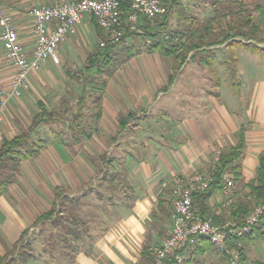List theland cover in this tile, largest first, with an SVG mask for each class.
Here are the masks:
<instances>
[{
    "label": "crops",
    "instance_id": "0c3cea01",
    "mask_svg": "<svg viewBox=\"0 0 264 264\" xmlns=\"http://www.w3.org/2000/svg\"><path fill=\"white\" fill-rule=\"evenodd\" d=\"M20 2H9L6 10L11 14L21 43L31 57L35 36L32 18L30 13L26 14L25 7L30 4L52 6L57 2ZM95 24V19L87 16L78 34L60 45L57 54L62 58L64 67L72 66V48L78 45L79 37L95 28ZM98 29L99 37L103 38L104 34ZM231 42L191 52L168 90L164 88L169 85L176 60L159 52L134 55L121 71H116V74L126 73L122 79L114 77L116 74L107 78L100 119L93 121L92 113L84 123V119L78 123L85 131L83 137L74 136L70 129L69 132L62 130L63 142L47 144L35 160L23 162L16 183L0 196V258L9 255L36 220L52 209L57 191L78 197L90 187L98 189L91 183L101 175V170H98V165L88 163L97 155H106L115 160L116 170H123L122 177L128 176L124 181L129 183L130 190L128 195L119 193L118 202L113 207L105 208L104 212L97 211L96 241L92 250L80 252L70 264H151V250L160 246L172 231L171 190L174 181L178 178L191 180L197 175L207 174L216 154L237 144L240 131L245 132L246 149L241 180L237 183L233 179L231 203L232 200L237 203L249 199L247 185L256 178L260 156L264 153V81L257 82L254 89L253 86L247 87L243 99L240 95V103L248 104L244 108L238 109V102L229 106L222 99L224 93L218 65L222 61L218 57L223 50L235 51L236 54V47H232ZM242 52L245 56L248 54L246 49L239 51L237 57L232 59L235 68L231 70L240 76L245 73V68L241 66ZM193 55L195 57L192 58ZM204 55L211 56L212 63L207 64ZM5 58L0 45V90H7L11 85ZM53 68L56 69L55 64L49 61L31 74L30 86L31 80L34 83L41 73L45 76ZM69 72L68 76L72 75ZM102 77L105 79V75ZM208 85L213 88L208 89ZM82 87L79 96L83 94ZM31 90L32 86L25 93L35 97ZM92 93H88L87 97ZM64 94H60L54 102V107H60V110ZM227 95L230 99L237 96L235 91H228ZM34 101H30L33 106ZM38 106L39 110L47 109L42 102ZM48 107L51 104L48 103ZM16 108L17 111L11 106L0 119V147L4 139H13L27 131L33 122L32 112L24 103ZM78 109L77 105V113ZM11 111L22 118L25 116L24 121L18 120L19 115L14 119ZM130 113L135 118L121 132V121ZM72 122L69 121L70 125ZM128 148H136L137 152ZM100 166L102 168V164ZM223 192L222 184V189L210 200V206L217 217L227 221L231 203L227 202ZM32 232L34 229H31ZM252 236L242 242V248L249 264H262L264 237ZM194 249L185 250L182 253L183 261L176 264H195ZM194 255L190 263L189 259L191 261ZM224 263L220 253L212 250H207L197 260V264Z\"/></svg>",
    "mask_w": 264,
    "mask_h": 264
},
{
    "label": "trees",
    "instance_id": "16d2710c",
    "mask_svg": "<svg viewBox=\"0 0 264 264\" xmlns=\"http://www.w3.org/2000/svg\"><path fill=\"white\" fill-rule=\"evenodd\" d=\"M177 3H179L178 0H174L173 4ZM122 11L124 14L123 19H125L130 12L129 0L123 1ZM168 14L169 12L167 15ZM167 15L165 17H167ZM246 22L249 24L252 22V19L249 17ZM166 25L167 22L163 21L155 30H151L149 25L147 27L142 26L145 36L151 37L153 39V44L149 46L146 51L139 52H159L165 57H173L176 60V66L174 67L173 74L170 76L169 85L166 86L164 90H168L170 85L175 81L178 72L185 64L188 55L191 52L197 51L200 48L223 45L226 42L231 41L228 39L229 37H227V39L225 38L218 42L204 44L205 39L202 38L204 34L200 32V35L199 31L191 32L189 37L180 31H176L175 33L180 34V38L179 42L175 43L173 36L170 40H167L161 33ZM152 31H156L157 34L151 35ZM209 31L210 30H206L205 33H209ZM131 36L136 37L140 36V34L128 31L118 45H120L125 38ZM185 37L189 39L188 42H191L190 48L188 46H186L187 48L182 47L186 45V42H183L185 41ZM231 39L236 40L237 37H231ZM104 42H107V39H104ZM179 44L181 47L178 46ZM244 45H250V43ZM99 47L98 50L89 56L88 64L84 67L85 75L84 83L82 84L83 94L79 97L77 104L79 108L78 113H76L72 124L69 126V129L74 133V136L81 135L83 137V135H85V131L81 129L78 123L84 118L83 111L87 104V95L91 91L100 94L93 99V104H97V108L93 113L94 121L97 119L99 120L102 114V94L108 79L105 78L102 82H100V80L105 74V76L109 78L111 77L112 72H105V69L112 68L111 66H113V62L116 60V52H114V49L117 46L112 47L106 45L104 48L101 46ZM134 55L135 54L129 53L130 57ZM193 57H195V55H193L192 58ZM204 57V60L207 63L210 58H208L207 55H204ZM90 86L92 87L91 89H89ZM92 94L89 95L90 100L92 99ZM134 118V114L130 113L121 121V132L126 130L128 123ZM56 120L57 118H55L53 114H47L46 110H44L41 114H37L33 118L32 125L27 132L22 133L13 139L3 140L0 147V196L7 193L9 187L15 182L20 173L22 163L35 160L45 146L50 143L45 137L46 134H43V128L45 125L51 124L50 122ZM51 137L55 138L59 143L63 142L61 132L54 131L52 132ZM245 149V132L240 131L237 144L221 153L220 158L212 171L213 182L210 187L207 190L194 195L193 207L204 220H211L215 225L224 223L225 219L217 217L212 211L210 200L222 189L223 177L225 174H231L237 183L241 180V166ZM114 162V159H111L106 155L100 158L102 168L101 175L98 177V189L90 187L78 197H70L63 191H57L52 209L36 220L31 228L28 229L22 235L21 239L14 245L13 251L9 255L0 258V264H31L35 262H38L39 264H70L80 252H90L96 241L95 233L97 231L95 228L98 225L97 216L99 214L97 211L104 212L105 208L113 207L118 202V194L123 192L125 195H128L130 190L129 187H125L124 183L126 182L124 179H120L122 172L116 170ZM247 188L249 190V199L237 203L232 200V203L230 204L231 209L229 211V219L237 225H242L250 212L256 206L264 203V153L260 156L256 178L247 185ZM104 193L106 194L105 196H103ZM68 206H72L74 211L66 215L65 210ZM82 210L84 211L82 212ZM31 229H34L33 233H30ZM36 235L39 236L42 241H40ZM252 235H257V238H263L264 223H261L259 227H255L243 238L229 239V250L239 253L242 264H249L242 248V242L245 239L254 237ZM37 243L41 245L40 248L42 250L36 254L34 252V244ZM194 247L195 249L193 251L196 254L195 264H197L198 257L206 253L207 250L216 251L218 254L220 253L225 262L224 264H229L230 256L226 252H219L207 238H198L196 245L191 248ZM185 250H182L180 254ZM194 258L195 255L191 261L189 259V262L192 263ZM176 263L177 261L173 257L170 261H166L165 264Z\"/></svg>",
    "mask_w": 264,
    "mask_h": 264
},
{
    "label": "rangeland",
    "instance_id": "374dc122",
    "mask_svg": "<svg viewBox=\"0 0 264 264\" xmlns=\"http://www.w3.org/2000/svg\"><path fill=\"white\" fill-rule=\"evenodd\" d=\"M11 1H18L19 4H21L20 0H0V6L10 16L11 14L6 9H7L8 4H10L9 2ZM29 1L31 0H24V3L27 4L29 3ZM64 1L56 0L57 3H54V4H58V3L60 4ZM69 1H72V0H69ZM178 2L179 3L173 4V6L170 8L169 14L167 15V17L160 18L155 21L154 20L153 21H148V20L142 21L141 24L139 25L140 32H138L140 36L127 37L120 45H117V47L114 49V52H116L115 53L116 60L113 62V66H111L112 68H106L105 72H112L111 76H114L117 73L116 71L117 70L121 71L124 65L126 64V62L133 57V56L130 57L129 53L138 55L140 51H146V49H148L149 46L153 44V39L151 37L145 36V32L142 30V26L147 27L149 25L151 30L152 29L155 30L156 28H158L160 23H162L163 21H166L167 25L165 29L161 31V33L167 40H170V38L173 36L175 43H178L179 38H180V34L175 33L176 31H180L184 33L185 35H188V37L191 35V32L199 31V33L201 32L202 34H204V36L202 37L203 39H205L204 44L211 43V42H218V41L224 40L225 38L227 39V37H229L228 39L232 41L231 46L236 47L235 50L237 51L235 54V51L233 52L230 50H223L221 52V55H219L218 57L219 60L222 61L221 63L218 64L219 70H220L219 76L221 77L220 84H222L223 93H224L222 99L225 100L229 106L231 105L233 106L236 102H238L237 104L238 109L246 107L248 105L247 103H244L243 101L240 103V95H242V99H243L245 97L244 95H245V90L247 87L253 86V89H254L257 82H261L262 80L264 81V0H224V1H221V0H187L185 2H182V0H178ZM33 7H34L33 4H30L28 5V7L27 6L25 7L27 15L30 13ZM249 17L252 19V22L248 24L246 20H248ZM25 18L27 17L25 16ZM95 23H96L95 28H93L89 34L83 35L82 36L83 38L79 37L78 38L79 41L77 40V42H79L78 45L75 48H72L71 57H72V60L74 61V63H72V66L70 67L69 65H65L64 67L62 58L60 57V55L58 56L57 54L58 56L57 60H50L52 61L53 64H55L56 69L53 68V70H51L50 73H46L45 76L41 73V77L37 79L35 78L34 83L31 80V84H32L31 91H33L32 95L35 94L34 95L35 97L33 96L29 97L25 93L23 94L22 97L11 100L5 109L0 110V119L2 118V116L6 115V111L11 106H13V108L16 110L17 109L16 107L23 106V103L32 112L31 117L34 118L37 114H41V112L44 111V110H41V108L39 110V106H38V103L42 102L47 107L46 113L53 114L54 117L57 118L56 121L50 122L51 124L45 125L43 128V134H46L45 137L46 139L50 141L49 144L56 143V139L51 137L52 132L54 131L61 132L62 130L69 132V128H70L69 121H73L77 113L76 104H78V101H79L81 85L84 83V75H85L84 67L87 66L88 64L89 55L92 52H95L96 50H98L100 48L99 46L102 47V43H104V39H108V34L104 32L98 26L96 21ZM98 28L100 29L101 34L102 35L104 34L103 38L99 37L98 31H97ZM206 30H210L209 33H205ZM154 34H157V32L152 31L151 35H154ZM231 37L232 38L237 37V39L234 40V39H231ZM188 40L189 39L185 37V41L183 42H186V45L182 46L183 48L184 47L187 48L186 46L190 48L191 42L190 41L188 42ZM244 42H248L250 43V45L244 46L243 44ZM178 46L181 47L180 44ZM242 49L244 50L246 49L248 51V54L245 56L244 53L242 52L244 57L242 58L241 66L245 68V73L243 76H240L239 74L235 75L231 70L235 68V64L232 62V59L235 58V56L237 57L238 52L241 51ZM67 54H68V59H66V63L69 62L68 51H67ZM207 57L212 58L209 55H207ZM208 63H212V60H209L207 64ZM6 66L9 67L8 75L10 76L11 83H12L15 70L12 69L11 66H9L8 62ZM68 72L71 73L72 75L68 76ZM124 75H126V73L124 74L119 73V74H116L114 77L122 79ZM105 78H109V77L105 76ZM103 79L104 77H101L100 82H102ZM91 88L92 87L90 86L89 89ZM211 88L213 87L208 85V89H211ZM9 89H7L6 91H8ZM215 89H217V86H215ZM228 91H232V92L235 91L237 96L236 97L232 96V98L230 99L227 95ZM60 94H64L61 99L62 100V107H61L62 110H60V107L59 109L57 107H54L55 99ZM98 94L99 93H93L91 95L92 97L91 100L89 99V96L87 97L86 99L87 109H85L86 113H84V118H83L84 120L82 121L83 123L85 122V118H89L90 114L94 113V111L96 110L97 104L96 105L93 104V99H95L98 96ZM40 98H43V100L38 101V99ZM33 100H35L34 106H33V103L30 102V101L33 102ZM48 103L51 104V107H48ZM37 109L39 110V112L35 113ZM28 113L27 115H28V121H29ZM10 115L14 119H17L19 115L20 119L18 120H20L21 122L22 120L24 121L25 119V116L24 118H22L20 114L17 115V113L13 111L10 112ZM31 120L32 119H30V121ZM66 123H68L69 125H67ZM25 132H21L20 134L25 133ZM128 149L129 150L132 149L134 153L137 152L136 148L134 149L128 148ZM101 157H102L101 155H97L92 160H90L88 163L92 164L93 166L98 165L99 166L98 170L100 171L101 170L100 169L101 168L100 166ZM121 171L123 172V170ZM123 177L120 176V179L127 180L126 178L128 176L123 175ZM98 180L99 178L95 177L94 181L91 183V186H97ZM124 185L127 188L129 186V183L128 182L124 183ZM257 207L259 206H256L250 212L249 215H251ZM73 211H74V208L72 206H68L67 209L65 210V214L68 215L70 212H73ZM230 222H232L230 221V219L227 221L225 219L224 223L220 225H216V226L223 227ZM238 226H241V225H238ZM259 226L260 224L256 227H259ZM172 227H173V220H172ZM37 237L40 241H42L39 236ZM31 238H34V237H31ZM34 245H35L34 252L37 254L40 250H42L40 248L42 245V242H41V245L39 243L34 244Z\"/></svg>",
    "mask_w": 264,
    "mask_h": 264
},
{
    "label": "built area",
    "instance_id": "2783aa9c",
    "mask_svg": "<svg viewBox=\"0 0 264 264\" xmlns=\"http://www.w3.org/2000/svg\"><path fill=\"white\" fill-rule=\"evenodd\" d=\"M124 0H72L52 6H34L30 11L33 22L35 47L30 57L23 47L18 29L10 16L0 6V45L15 74L10 89L0 90V110L13 99L20 98L30 88V76L50 60H56L60 45L78 33L87 16L95 19L98 26L108 34L102 47L117 46L126 33L140 32L142 21L164 18L174 0H129L130 12L123 19ZM178 41V39H177ZM216 154L211 170L191 180L178 178L172 186V220L170 236L151 250V264H165L171 258L180 263L182 250L196 245L198 238L210 240L219 252H226L229 264H242L240 255L229 250L230 238H243L256 226L264 223V203L249 215L241 226L230 222L223 227L204 220L194 209V195L207 190L213 182L212 171L220 158ZM224 196L231 203L234 180L229 174L223 177ZM240 245V244H239Z\"/></svg>",
    "mask_w": 264,
    "mask_h": 264
}]
</instances>
